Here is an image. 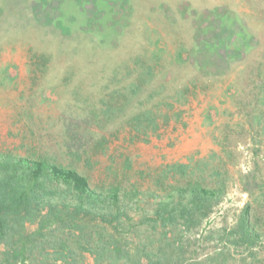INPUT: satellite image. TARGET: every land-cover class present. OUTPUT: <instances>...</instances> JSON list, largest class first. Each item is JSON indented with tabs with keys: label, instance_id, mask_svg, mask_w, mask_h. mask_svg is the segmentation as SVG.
Masks as SVG:
<instances>
[{
	"label": "rangeland",
	"instance_id": "obj_1",
	"mask_svg": "<svg viewBox=\"0 0 264 264\" xmlns=\"http://www.w3.org/2000/svg\"><path fill=\"white\" fill-rule=\"evenodd\" d=\"M134 80L151 84L155 100L189 88L175 103L180 119L148 139L124 121L148 92L124 100L113 120L102 112ZM263 83L264 0H0V157L42 155L93 184L118 175L146 191L162 166L217 152L226 196L207 230L190 235L207 264L223 248L230 264L245 254L217 231L234 227L248 203L264 221ZM78 117L90 124L88 154L65 132ZM153 203L145 197L129 223Z\"/></svg>",
	"mask_w": 264,
	"mask_h": 264
},
{
	"label": "trees",
	"instance_id": "obj_2",
	"mask_svg": "<svg viewBox=\"0 0 264 264\" xmlns=\"http://www.w3.org/2000/svg\"><path fill=\"white\" fill-rule=\"evenodd\" d=\"M147 74H154V68L142 75ZM149 86L134 80L125 95L115 88L109 101L103 102L102 112L113 120L126 106L124 100L131 105L140 93L148 92L138 111L124 117L139 137L148 139L172 119H180L182 111L174 108L175 103H181L189 89H179L171 102L155 100ZM86 121L85 117L75 123L69 119L65 132L68 142L88 154L86 138L91 132ZM74 143L68 147H76ZM125 163L130 166L128 160ZM228 181L229 171L217 152L162 166L146 191L138 183L125 185L118 175L93 184L73 166L42 155L2 156L0 264H207L209 258L194 256L197 249L190 246L197 239L190 235L207 230L211 215L226 196ZM145 197L154 199L152 209L143 211L136 225L129 223L133 221L130 211ZM29 224H36V229L30 231ZM217 235L244 248L245 254L233 264H264V221L252 216L250 203L234 227ZM87 254L93 263L86 261ZM212 260L230 264L224 248Z\"/></svg>",
	"mask_w": 264,
	"mask_h": 264
}]
</instances>
